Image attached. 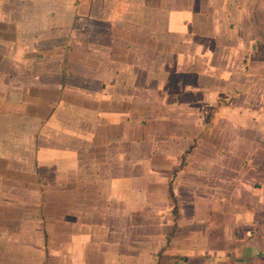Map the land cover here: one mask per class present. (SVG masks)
Returning a JSON list of instances; mask_svg holds the SVG:
<instances>
[{
    "label": "crops",
    "instance_id": "obj_1",
    "mask_svg": "<svg viewBox=\"0 0 264 264\" xmlns=\"http://www.w3.org/2000/svg\"><path fill=\"white\" fill-rule=\"evenodd\" d=\"M0 264H264V0H0Z\"/></svg>",
    "mask_w": 264,
    "mask_h": 264
}]
</instances>
